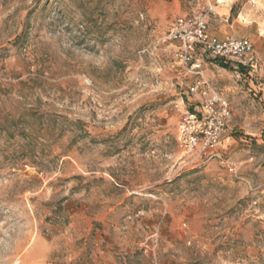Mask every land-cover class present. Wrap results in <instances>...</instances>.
Segmentation results:
<instances>
[{"label": "rangeland", "instance_id": "rangeland-1", "mask_svg": "<svg viewBox=\"0 0 264 264\" xmlns=\"http://www.w3.org/2000/svg\"><path fill=\"white\" fill-rule=\"evenodd\" d=\"M198 13L254 48L205 61L231 118L200 163L167 37ZM0 264H264V0H0Z\"/></svg>", "mask_w": 264, "mask_h": 264}, {"label": "built area", "instance_id": "built-area-1", "mask_svg": "<svg viewBox=\"0 0 264 264\" xmlns=\"http://www.w3.org/2000/svg\"><path fill=\"white\" fill-rule=\"evenodd\" d=\"M175 44V58L193 81L188 93L197 109L188 111L178 124L177 147L196 163L220 158L217 146L227 134L231 109L228 101L205 76L206 60L238 74L249 66L253 44L248 38H219L209 32L207 15H183L175 19L167 35ZM228 170H235L228 164Z\"/></svg>", "mask_w": 264, "mask_h": 264}, {"label": "crops", "instance_id": "crops-1", "mask_svg": "<svg viewBox=\"0 0 264 264\" xmlns=\"http://www.w3.org/2000/svg\"><path fill=\"white\" fill-rule=\"evenodd\" d=\"M205 74V73H204ZM206 76V75H205Z\"/></svg>", "mask_w": 264, "mask_h": 264}]
</instances>
